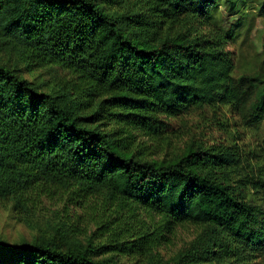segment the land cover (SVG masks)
<instances>
[{"label": "trees", "instance_id": "1", "mask_svg": "<svg viewBox=\"0 0 264 264\" xmlns=\"http://www.w3.org/2000/svg\"><path fill=\"white\" fill-rule=\"evenodd\" d=\"M257 18L264 0H0V47L56 71L45 90L0 63V199L99 195L116 217L99 245L0 240V264H264ZM184 224L197 238L159 258Z\"/></svg>", "mask_w": 264, "mask_h": 264}, {"label": "rangeland", "instance_id": "2", "mask_svg": "<svg viewBox=\"0 0 264 264\" xmlns=\"http://www.w3.org/2000/svg\"><path fill=\"white\" fill-rule=\"evenodd\" d=\"M252 24L253 31L249 39H253L261 50L264 22L261 18H257ZM248 44L249 42L245 47L247 57L241 61L242 64L250 60L253 54ZM0 63L18 66L24 77L35 81L37 85H43L45 90L49 88H46L44 84L52 81L56 74L55 70L49 68L27 71L24 62L8 47H0ZM162 157V154L153 156V158ZM79 200L71 199L66 193H55L29 203L25 210L20 208L16 210L12 199H0V240L20 243L54 239L62 246L89 243L99 245L110 242L116 217L110 216L112 212L110 208L105 210L104 198L96 195ZM78 202L82 203L79 205ZM145 214L146 212H143L144 216ZM103 222H107L108 227L103 228L101 225ZM199 233L200 228L196 225H177L169 240L156 249L158 257L165 261L173 260L197 238ZM102 257L112 258L117 264H146V260L142 257L120 252H110Z\"/></svg>", "mask_w": 264, "mask_h": 264}]
</instances>
